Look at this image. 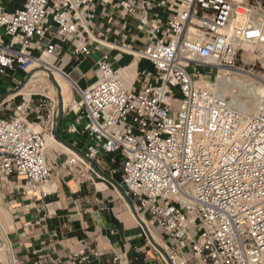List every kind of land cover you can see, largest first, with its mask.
<instances>
[{
	"label": "built area",
	"instance_id": "built-area-1",
	"mask_svg": "<svg viewBox=\"0 0 264 264\" xmlns=\"http://www.w3.org/2000/svg\"><path fill=\"white\" fill-rule=\"evenodd\" d=\"M94 1L133 12L129 0H26L12 13L0 4V75L29 74L43 56L60 55L58 43L88 57V43L76 42L88 33ZM258 2L264 4L177 0L171 17L154 28V42L134 53L153 67L138 74L136 89L124 84L106 54L92 85L72 83L77 99L66 109L77 124L85 121L82 133L97 145L68 157V171L82 177V168L91 169L101 154H117L132 213L146 217L164 239L158 249L147 238L154 255L149 264H264V99L246 117L209 79L220 70L252 75L237 61L245 45L264 43L263 24L251 18L264 14ZM57 115L51 99L39 98L0 117V188L15 178L45 196L42 188L59 166L58 156L46 158ZM8 251L0 240V253ZM101 257L83 244L57 264H139L137 256L128 263Z\"/></svg>",
	"mask_w": 264,
	"mask_h": 264
},
{
	"label": "crops",
	"instance_id": "crops-1",
	"mask_svg": "<svg viewBox=\"0 0 264 264\" xmlns=\"http://www.w3.org/2000/svg\"><path fill=\"white\" fill-rule=\"evenodd\" d=\"M25 1L0 0V4L5 12L12 13ZM129 1L133 6L131 13L119 3L92 2L87 17L88 33H83L76 42V45L88 43L92 50L88 57L75 55L68 43L57 44L60 55L53 58L54 69L70 82L72 100L77 99L72 83L82 89L92 85L96 81L97 63L104 54L108 55L124 84L132 89H136L133 82L139 73H153L152 65L144 59L134 58V53L154 42V28L171 17L177 0ZM0 35H3L1 29ZM131 66L134 67V78L128 80L120 71ZM27 75H0V113L13 111L20 104L21 98L11 95L17 94L14 88ZM30 105L33 109L34 103ZM66 108L61 104L57 106L53 137H48L54 144L47 148L46 158L58 156L59 166L42 188L45 196L37 191H27L24 183L15 178L0 188V208L11 218L8 240L15 264H57L80 250L83 244L95 247L102 254L100 260L106 263L113 257L128 263L137 256L139 264H149L154 255L144 237L142 223L133 219L130 206L119 189L123 188L117 154H101L99 162L91 169L82 168V177L68 171V157L84 154L89 146L97 143L82 133L85 121L77 124L75 114ZM3 114L1 118L13 115ZM23 190H26L25 195ZM40 208L44 210L40 212ZM97 263L93 260L91 264Z\"/></svg>",
	"mask_w": 264,
	"mask_h": 264
},
{
	"label": "bare ground",
	"instance_id": "bare-ground-1",
	"mask_svg": "<svg viewBox=\"0 0 264 264\" xmlns=\"http://www.w3.org/2000/svg\"><path fill=\"white\" fill-rule=\"evenodd\" d=\"M236 1L242 2L243 0H236ZM239 13H242V11H239ZM251 18L253 20L260 21L264 26V20H262L258 16V14L253 13L251 15ZM237 22L240 24L242 21L239 20ZM237 22L235 23V25L238 24ZM244 47L246 48L245 50L251 53L254 52L251 45H245ZM42 63H44V66H42ZM50 70L53 71L54 81L63 98V108L70 105L72 103L70 82L66 80V78L58 70L54 69V59L49 56H43L41 62L40 61L35 62L29 68V73L32 74L31 79L27 81V84H25V86L19 92H17V94L11 96L15 98L18 95L21 96L24 100L28 101L31 97V92L30 90H28L29 87L36 82L37 78H43L45 76H48V73L46 71H50ZM133 73H134L133 66L129 67L126 70L120 71L121 76H123L125 79L127 78L128 80L132 79ZM213 86L215 90L218 92V94L222 96H229L230 104H232L237 110H239L246 117H250V115L255 113L258 110L261 100L264 99V88L257 86L254 83H245L244 81L243 82L239 81L236 78H231L228 74L223 75L220 73L218 76H216ZM55 94H56L55 90L51 88L48 95L50 97H55ZM47 144L48 147L53 146L54 143L52 141V138L47 139ZM10 227H12L10 216L3 209L0 208V240L3 241L4 239L8 241L7 239L8 237L6 236V234L8 233ZM150 234L152 238L155 240V235L152 232H150ZM3 242L4 244L6 243L5 241ZM9 246L10 244H5V248L7 250H10V248H8ZM1 257H2L1 259L6 260L4 256Z\"/></svg>",
	"mask_w": 264,
	"mask_h": 264
},
{
	"label": "rangeland",
	"instance_id": "rangeland-1",
	"mask_svg": "<svg viewBox=\"0 0 264 264\" xmlns=\"http://www.w3.org/2000/svg\"><path fill=\"white\" fill-rule=\"evenodd\" d=\"M249 1H252V0H249ZM258 3L259 4H254V6L261 5L260 6L261 9H262V11H264V4L263 3H260V2H258ZM259 11H256L254 13L258 14V16L262 20H264V14L261 13V12H259ZM263 34H264V26H263ZM251 46H252L254 52L251 53V52L245 50L246 48L243 47V51L239 54L237 64H238V66L240 68H242L244 71L250 72L253 76L252 75L229 74V73H227L225 71H221L220 70L218 72L217 71H214L213 72L214 75H212V77L209 78V79H211L210 80L211 83L214 84L215 79H216V76H218L221 73L223 75H227L228 74L231 78H236L239 81H242V82L244 81L245 83H254L257 86H260V87L264 88V43H262V44H256V45H251ZM190 71H192V70H190ZM46 72L48 73V76H45L43 78H37L36 79V82L34 84H32V86L29 87L28 90H30V92H31V97H30L29 100H33L35 98L36 99H39V98H49L57 106L59 104H61L63 106V98H62V96L60 94V91L57 88V85H56L55 81L53 83L52 80H51V78L49 77L51 75V77L54 80L53 71L50 70V71H46ZM28 76H29V78H28L27 81H29V79H31L32 74L29 73ZM24 80L25 79H23V81H22V83H20V85L23 84ZM26 84H27V82H26ZM20 85L14 88L15 90L17 89L16 90L17 92H19L25 86L24 85L21 89H19ZM51 88H53L55 90V92H56L55 97H50L48 95ZM2 90L3 91L5 90V86L2 87ZM174 95H175L176 98H179V94L177 92H175ZM19 97L21 98V99H19V103L20 104L23 101H26L21 96H19ZM226 97H228L230 99L229 96H226ZM173 105L175 106L176 103H173ZM17 106L18 105H16V107ZM14 111L15 110H13V111L10 110V111L4 112V114L3 113H0V116L2 114H3V116H9ZM253 114H255V113H253ZM252 115H250V116H252ZM133 216H134V214H133ZM133 219L137 222V219L135 218V216L133 217ZM139 220H141V222H143L144 224H146L148 226L149 234H150V232H152L155 235V240L158 243L154 239L153 240L157 244L163 245V243H164L163 237L161 236V234L155 228H152L150 226V223L147 221V218L144 217V216L143 217L140 216ZM141 232H142V230H141ZM8 235H9V231L6 234V236L8 237ZM150 236H151V234H150ZM144 237H145L146 241L148 242L147 235L144 234ZM3 241L6 242L5 244H9L10 243L9 240L7 241V240H4L3 239ZM8 248H10V246ZM1 256H4L6 260L1 259L2 258ZM0 261L2 262V264H15L14 259L11 256V250H9L8 252H5V253L4 252L3 253H0Z\"/></svg>",
	"mask_w": 264,
	"mask_h": 264
},
{
	"label": "water",
	"instance_id": "water-1",
	"mask_svg": "<svg viewBox=\"0 0 264 264\" xmlns=\"http://www.w3.org/2000/svg\"><path fill=\"white\" fill-rule=\"evenodd\" d=\"M49 77L51 78L52 82L54 83V80L51 77V75ZM28 78H29V76L27 75V77L25 78L23 84L20 85L19 89H21L26 84ZM92 166H94V163H92ZM119 189H120V192L123 195L124 199L126 200V202L128 203V205L130 206L131 211L134 212V207H133L132 200L125 194V192H124L123 189H121V188H119ZM135 217H136V219L138 221H140L136 215H135ZM142 226H143L144 232L147 235V237L150 240V242L159 249V247L157 246V244L152 240V238H151V236H150V234H149L148 229L146 228V226L143 223H142Z\"/></svg>",
	"mask_w": 264,
	"mask_h": 264
}]
</instances>
